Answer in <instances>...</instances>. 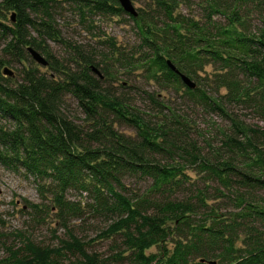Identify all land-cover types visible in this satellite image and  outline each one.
Wrapping results in <instances>:
<instances>
[{
    "label": "trees",
    "instance_id": "obj_1",
    "mask_svg": "<svg viewBox=\"0 0 264 264\" xmlns=\"http://www.w3.org/2000/svg\"><path fill=\"white\" fill-rule=\"evenodd\" d=\"M56 1L0 0L1 52L11 57L0 56V119L8 122L0 125V164L32 177L39 192L49 195L56 220L69 234L65 249L81 257L78 264H264V147L226 135L224 146L242 165L231 158L208 160L184 140L185 119L166 108L168 115L154 123L102 86L117 71L140 70L159 91H180L195 107L227 115L226 104L236 103L264 115V0H148L136 16L117 0H65L88 32L94 15L126 14L133 22L138 44L126 51L104 38L106 52L99 58L61 38L52 12ZM190 3L200 13L179 10ZM253 14L260 26L251 31ZM46 40L62 43L68 56L58 60ZM28 47L43 54L47 65L24 66L15 79L5 76L3 66L26 60ZM208 66L209 92L201 82ZM148 96L157 109L165 108ZM66 97L76 102L81 121L63 112ZM231 124L247 137L238 121ZM187 163L203 174L206 186L190 181ZM127 177L148 185L129 192ZM70 190L87 201L68 198ZM84 213L110 221L101 236L121 239L109 259L89 254L70 233V220ZM152 246L158 251L147 253ZM24 249L0 264H61L53 258L58 249L29 243Z\"/></svg>",
    "mask_w": 264,
    "mask_h": 264
},
{
    "label": "rangeland",
    "instance_id": "obj_2",
    "mask_svg": "<svg viewBox=\"0 0 264 264\" xmlns=\"http://www.w3.org/2000/svg\"><path fill=\"white\" fill-rule=\"evenodd\" d=\"M132 2L137 10L145 6L148 0H132ZM54 5L52 11L54 26L61 38L66 42L79 44L84 49L93 51V54L97 56L96 58L106 52V48L102 43L104 38H113L116 45L126 51L138 44L136 29L126 14L105 17L94 15L90 18L94 28L88 32L76 15L72 3L58 0ZM179 10L184 14L200 13L195 3L181 4ZM9 15L7 14V24L11 23L8 19ZM249 22L251 31L260 26L255 14L251 15ZM30 34L31 36L36 35L33 31H30ZM4 44V39L0 35V56L10 59L11 57L4 56L1 52ZM46 44L58 60L62 61L68 56V49L62 43L46 40ZM10 62L3 67L10 72L5 76L12 79L18 76V71L24 66H37L41 70L43 69L40 64L33 60L28 51L26 60H22L21 63L13 60ZM111 68L114 71V68ZM211 71H213V68L208 66L205 72L201 73V82L208 92L211 87L206 85L205 79ZM97 75L102 78L100 70ZM108 79L102 83V86L108 88L112 94L125 98L132 109L141 113L146 119H150L154 123L160 122L159 118L168 115L171 110L185 119L187 125L184 128L180 127L185 132L184 140L187 143H193L198 153L208 160L215 161L216 157L231 158L235 164L242 165L243 161L239 155H234L224 146L226 135H234L240 141L250 138L255 146L264 147V115L259 114L251 107L244 104L230 103L225 106L227 115L213 113L190 104L180 91L178 93L172 89L159 91L152 81L146 80L140 70L131 73L117 71L115 72V78ZM219 92L223 93L224 91L221 89ZM148 95H154L165 108L158 107L157 109ZM63 112L76 121L82 120L83 115L77 108L76 102L70 97L65 98ZM231 119L238 121L246 129L247 137L234 132ZM7 124V121L0 119V125ZM118 128L126 133L132 132L129 128ZM179 158L176 156L174 159L178 162ZM184 165L187 166L185 172L193 184L199 187L206 186L205 178L198 168L192 167L189 163ZM208 183L212 187L216 186V183L212 181H208ZM124 185L129 192L140 193L147 187L148 181L127 177L124 180ZM180 194L182 193L180 192ZM67 196L72 200L81 202H86L88 199L85 194H80L74 190L68 191ZM48 199L49 195L39 192L37 183L32 177L13 172L0 164V261L5 262L15 252L18 255L24 254V247L29 243L58 249L60 255H55L53 258H56L61 264L79 263L81 257L76 252L65 249L64 242L70 240L69 234L56 220ZM29 203L37 204L40 209L30 208ZM109 223L110 221L103 218L84 213L80 218L71 219L68 228L70 233L82 242L86 252L96 254L100 260H106L115 253V247L118 243L120 244L121 240L116 237L101 236V231ZM157 251L158 248L152 246L147 250V253H156Z\"/></svg>",
    "mask_w": 264,
    "mask_h": 264
},
{
    "label": "water",
    "instance_id": "obj_3",
    "mask_svg": "<svg viewBox=\"0 0 264 264\" xmlns=\"http://www.w3.org/2000/svg\"><path fill=\"white\" fill-rule=\"evenodd\" d=\"M117 2L119 3V5L121 6V8L128 14L132 15V16H136L137 11L133 6V2L132 0H117ZM10 19L11 21L14 20V13H12L10 15ZM29 54L31 55V57L33 58L34 61H36L38 64H40L41 66H46L47 65V60L46 58L39 53L38 51H36L35 49H33L32 47H28L27 48ZM169 66L176 71V69L173 67V65H171L169 63ZM93 70L98 74L97 69L93 68ZM3 73L4 74H10V72L4 68L3 69ZM180 78L182 80V82L189 88H194L195 83L190 80L187 76L180 74ZM210 264H215L214 262H211Z\"/></svg>",
    "mask_w": 264,
    "mask_h": 264
}]
</instances>
